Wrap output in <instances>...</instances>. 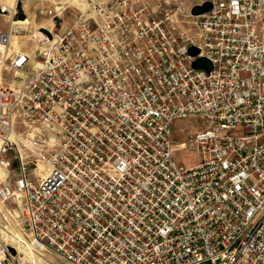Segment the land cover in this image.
Returning <instances> with one entry per match:
<instances>
[{
	"label": "built area",
	"instance_id": "obj_1",
	"mask_svg": "<svg viewBox=\"0 0 264 264\" xmlns=\"http://www.w3.org/2000/svg\"><path fill=\"white\" fill-rule=\"evenodd\" d=\"M38 2L32 52L0 30V264H264V0Z\"/></svg>",
	"mask_w": 264,
	"mask_h": 264
},
{
	"label": "rangeland",
	"instance_id": "obj_2",
	"mask_svg": "<svg viewBox=\"0 0 264 264\" xmlns=\"http://www.w3.org/2000/svg\"><path fill=\"white\" fill-rule=\"evenodd\" d=\"M193 0H184L183 4L186 7V9H189V6ZM21 8L26 16V25L27 29L26 31H23L21 35H18L17 40L13 42V44L17 47H20L22 50L26 52H32L33 50V42L31 40V35L33 33H36L38 27H45L44 25L50 26L52 25V20L39 16L37 13V9L39 7V2L38 0H21ZM13 4V3H11ZM14 5V4H13ZM12 6H6L0 4V8L4 9L5 11L2 12L0 11V29H6L8 27V18L6 15L10 14V18H12V21L15 22V18L18 16L19 11L17 10V13L15 15V18L12 16V9L14 8ZM17 8V5H15ZM191 7V6H190ZM76 13V8H68L64 14H63V22L65 24H69ZM57 24V31L61 30V21L55 20ZM183 29H189L190 33L195 34L196 29L194 28L193 24L191 22L184 23L182 25ZM14 47V48H17ZM1 78L2 82L4 85L8 84H13L12 82L14 79H12V75L9 71L3 70L1 73ZM200 121L198 118H179L175 119L172 122L171 129H172V140H176L178 142L186 140L189 136H193L198 130H200L199 126ZM24 128L18 124L15 126L14 130L15 131H22ZM174 158L176 159L177 162L186 164V165H191L195 162V156L191 152H186L178 147L175 148L174 150ZM23 255L20 256V258L17 259L18 264H70L63 259L59 258L57 255H55L52 252H45L42 256L40 255H35L34 253H31L30 251H23ZM30 253L31 258L28 257V254Z\"/></svg>",
	"mask_w": 264,
	"mask_h": 264
},
{
	"label": "water",
	"instance_id": "obj_3",
	"mask_svg": "<svg viewBox=\"0 0 264 264\" xmlns=\"http://www.w3.org/2000/svg\"><path fill=\"white\" fill-rule=\"evenodd\" d=\"M20 7H21V5H20ZM209 8H210V4L208 2H205L202 5H196V6L192 7L190 12L193 15H198V14H201V13H203L205 11H208ZM24 17H25V15L21 11V13L18 15V18L22 19ZM198 52H199L198 49L196 47H194V46L189 48V53H190L191 56H196L198 54ZM192 66L195 67V68H203V69H205L207 71H209L211 69L210 62L207 59L202 58V57L196 58L192 62Z\"/></svg>",
	"mask_w": 264,
	"mask_h": 264
},
{
	"label": "bare ground",
	"instance_id": "obj_4",
	"mask_svg": "<svg viewBox=\"0 0 264 264\" xmlns=\"http://www.w3.org/2000/svg\"><path fill=\"white\" fill-rule=\"evenodd\" d=\"M0 4L2 5V7H3V5H4V2H3V0H0ZM22 3H21V1L20 0H18V2H17V10L19 11V14L21 13V11H22V13H24L23 12V10H22V8L20 7V5H21ZM0 11H2V12H4L5 10L2 8H0ZM18 14V15H19ZM25 15V14H24ZM12 16H13V18H15V16L13 15V13H12ZM16 20H15V22L14 21H12V18H11V21H10V23H14V24H17V26L18 27H22V29L23 30H25L26 31V29H27V26L28 25H26V16L24 17V18H22V19H19L18 18V16L15 18ZM37 32V31H36ZM32 36V35H31ZM17 37L18 36H14V37H12L11 38V46H13V47H17V46H15L14 44H13V42L15 41V40H17ZM31 38V37H30ZM24 250H28V249H26V248H23ZM24 250H22V253H24L23 251ZM32 253V252H31ZM28 254V257L30 256V253H27ZM29 258H31V257H29Z\"/></svg>",
	"mask_w": 264,
	"mask_h": 264
},
{
	"label": "crops",
	"instance_id": "obj_5",
	"mask_svg": "<svg viewBox=\"0 0 264 264\" xmlns=\"http://www.w3.org/2000/svg\"><path fill=\"white\" fill-rule=\"evenodd\" d=\"M184 1V0H183ZM3 2H4V5H6V6H12L13 4V9H12V13H13V15L15 16L16 15V13H17V8H16V6L15 5H17V2H18V0H3ZM11 3H13V4H11ZM10 16V14L9 15H6V17L8 18V22L10 23V21H11V18L9 17ZM1 30V29H0Z\"/></svg>",
	"mask_w": 264,
	"mask_h": 264
}]
</instances>
